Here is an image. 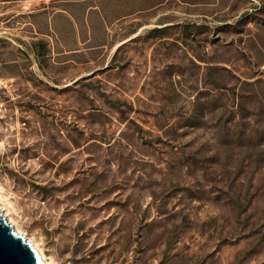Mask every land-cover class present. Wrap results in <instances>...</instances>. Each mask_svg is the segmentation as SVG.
<instances>
[{
	"label": "rangeland",
	"instance_id": "1",
	"mask_svg": "<svg viewBox=\"0 0 264 264\" xmlns=\"http://www.w3.org/2000/svg\"><path fill=\"white\" fill-rule=\"evenodd\" d=\"M0 193L53 264H264V0H0Z\"/></svg>",
	"mask_w": 264,
	"mask_h": 264
},
{
	"label": "water",
	"instance_id": "2",
	"mask_svg": "<svg viewBox=\"0 0 264 264\" xmlns=\"http://www.w3.org/2000/svg\"><path fill=\"white\" fill-rule=\"evenodd\" d=\"M0 264H41L1 212Z\"/></svg>",
	"mask_w": 264,
	"mask_h": 264
},
{
	"label": "bare ground",
	"instance_id": "3",
	"mask_svg": "<svg viewBox=\"0 0 264 264\" xmlns=\"http://www.w3.org/2000/svg\"><path fill=\"white\" fill-rule=\"evenodd\" d=\"M5 199L2 197L0 193V212L3 214V216L7 219L8 223L11 224V226L14 228V230L17 232V234L24 240V242L30 247V249L33 251L35 257L41 264H53V262L49 261L45 252L43 249L36 244L33 239L27 236L26 233H24L22 230H20L15 222L8 217V214L4 211V206L2 205L4 203Z\"/></svg>",
	"mask_w": 264,
	"mask_h": 264
}]
</instances>
